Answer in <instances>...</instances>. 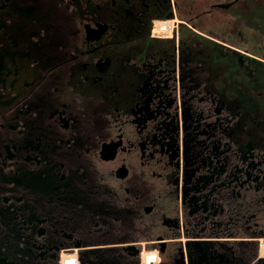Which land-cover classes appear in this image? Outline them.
<instances>
[{
    "label": "flooded vegetation",
    "instance_id": "af4514ba",
    "mask_svg": "<svg viewBox=\"0 0 264 264\" xmlns=\"http://www.w3.org/2000/svg\"><path fill=\"white\" fill-rule=\"evenodd\" d=\"M249 8L0 0V264H264Z\"/></svg>",
    "mask_w": 264,
    "mask_h": 264
},
{
    "label": "rangeland",
    "instance_id": "374dc122",
    "mask_svg": "<svg viewBox=\"0 0 264 264\" xmlns=\"http://www.w3.org/2000/svg\"><path fill=\"white\" fill-rule=\"evenodd\" d=\"M250 2L245 1V5L248 6ZM258 16V13L255 12L253 9L250 10L246 9L244 12V17H242V21L239 24L240 29L244 33H248L251 35L252 40H242L244 43H256L260 38H262V35H264V22L261 20L258 21L255 17ZM224 79H227V75L224 73L223 75ZM259 104V103H257ZM256 104V105H257Z\"/></svg>",
    "mask_w": 264,
    "mask_h": 264
},
{
    "label": "built area",
    "instance_id": "2783aa9c",
    "mask_svg": "<svg viewBox=\"0 0 264 264\" xmlns=\"http://www.w3.org/2000/svg\"><path fill=\"white\" fill-rule=\"evenodd\" d=\"M164 27H166V26H164Z\"/></svg>",
    "mask_w": 264,
    "mask_h": 264
}]
</instances>
